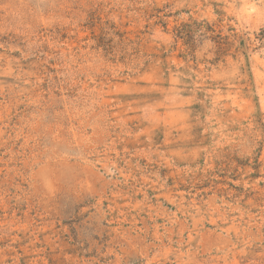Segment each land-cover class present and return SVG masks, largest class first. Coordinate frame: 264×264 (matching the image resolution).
Returning a JSON list of instances; mask_svg holds the SVG:
<instances>
[{
  "label": "rangeland",
  "instance_id": "374dc122",
  "mask_svg": "<svg viewBox=\"0 0 264 264\" xmlns=\"http://www.w3.org/2000/svg\"><path fill=\"white\" fill-rule=\"evenodd\" d=\"M0 264H264V0H0Z\"/></svg>",
  "mask_w": 264,
  "mask_h": 264
}]
</instances>
